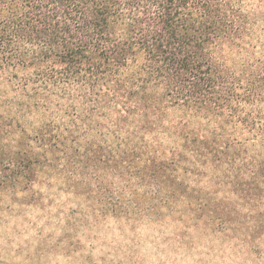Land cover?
Wrapping results in <instances>:
<instances>
[{
	"label": "trees",
	"instance_id": "trees-1",
	"mask_svg": "<svg viewBox=\"0 0 264 264\" xmlns=\"http://www.w3.org/2000/svg\"><path fill=\"white\" fill-rule=\"evenodd\" d=\"M258 217L264 0H0L17 264H123L104 246L131 237L263 241Z\"/></svg>",
	"mask_w": 264,
	"mask_h": 264
},
{
	"label": "rangeland",
	"instance_id": "rangeland-1",
	"mask_svg": "<svg viewBox=\"0 0 264 264\" xmlns=\"http://www.w3.org/2000/svg\"><path fill=\"white\" fill-rule=\"evenodd\" d=\"M246 220L251 219L247 217ZM257 222L264 227V217H258ZM143 234L147 238L151 232L147 234L144 231ZM21 238L27 239L28 236H21L0 227V264H6L5 260H9L11 264H17L20 261L17 253ZM135 243V237L122 238L114 247L104 246L103 252L110 251L112 258L117 262L122 261L123 264H126L123 262L124 259L128 257L136 259L137 256L135 264H264V240L260 241L257 238L235 240L230 237H221L214 240L210 237L204 238L200 233H193L185 245L169 237L165 240L161 239L159 247L147 243L143 249L140 247L136 249ZM98 251L100 254L101 248H98ZM145 255L146 258H141Z\"/></svg>",
	"mask_w": 264,
	"mask_h": 264
}]
</instances>
